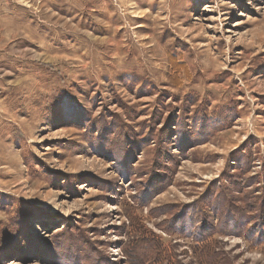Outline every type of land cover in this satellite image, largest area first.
Returning a JSON list of instances; mask_svg holds the SVG:
<instances>
[{
	"label": "rangeland",
	"instance_id": "obj_1",
	"mask_svg": "<svg viewBox=\"0 0 264 264\" xmlns=\"http://www.w3.org/2000/svg\"><path fill=\"white\" fill-rule=\"evenodd\" d=\"M259 206L264 0H0V264H264Z\"/></svg>",
	"mask_w": 264,
	"mask_h": 264
},
{
	"label": "trees",
	"instance_id": "obj_2",
	"mask_svg": "<svg viewBox=\"0 0 264 264\" xmlns=\"http://www.w3.org/2000/svg\"><path fill=\"white\" fill-rule=\"evenodd\" d=\"M237 118V115H236V113H235V111L234 110H232V111H227L226 113H224V115H223V118H222V123H221V125H214V124H211L210 123V120H203V122H202V125L200 126V128L201 129H203L205 126H208V125H210V130L211 129H213L212 130V132H214L215 130L218 132V131H220V128L221 127H224V128H226V127H228V126H230V124L231 123H233L234 122V120ZM212 120V119H211ZM198 131L199 132H203V131H201L200 129H198ZM215 131V132H216ZM249 152H251V151H249ZM241 158H243V156H241ZM239 161V159L238 160H235V162L237 163ZM238 165H239V162H238ZM241 165L242 166H245L246 168H249V166H250V164H246V163H244L243 162V160H241ZM226 199H228V197H226ZM254 204V203H253ZM256 204V203H255ZM260 207V208H259ZM257 209H254L256 212H257V214L255 215V217H247L246 219H245V222H244V225L245 224H247V225H251V223H256L257 225L255 226V227H259V225H260V227H264V208H262L261 206H259ZM218 211V210H217ZM251 212H253V211H251ZM256 212H253V213H256ZM218 213H220V211H218ZM220 215L221 216H223V215H225V217H227L228 215L227 214H225L224 212H222V213H220ZM174 228H179L178 227V223H176L175 224V226H174ZM200 228H202V227H200ZM252 230H254V227L252 228ZM191 232V235H190V238L191 239H193V240H195L196 241V243H197V246L196 247H199L200 249V251H198V252H196L195 254L197 255V256H199L200 257V255L202 256H205L206 254H205V252H206V250H209V247L212 245L211 243L213 242V239H212V234H207L209 231H207L206 232V230H203L202 231V233L204 234V235H198V234H196L195 235V232H193V231H190ZM136 234V233H135ZM174 234H176V235H178L179 233H175L174 232ZM184 234H186L187 235V233H185L184 232ZM189 235V234H188ZM146 236H148V235H146ZM250 238H252V237H250ZM263 238H264V232H261V233H259V235H258V238H257V240H258V242H260V241H262L263 240ZM138 240H144V244L142 243V245H139L138 247H135V253L137 252V251H139L140 253L141 252H143V254H145L144 252L145 251H147V247H149V246H147V244L149 243V242H151L152 243V245L154 244V247L153 248H155V250H162V249H165L166 250V248H164V246L161 244V241H160V239H159V241H156V240H154V239H152L151 237L149 238V239H145V238H139V239H137V244L139 243L138 242ZM146 240V241H145ZM155 241H156V243H155ZM254 244V243H253ZM254 246H256V245H254ZM264 246V245H263ZM264 249V248H263ZM161 256L162 255H158L157 256V259L156 260H154V262H153V264H158V263H161V262H158L159 261V259L161 258ZM159 257V258H158ZM135 258L137 259V261L139 262V264H147L148 263V261H144V260H142L143 258H144V256H142L140 259L135 255ZM206 260H207V258H206Z\"/></svg>",
	"mask_w": 264,
	"mask_h": 264
}]
</instances>
